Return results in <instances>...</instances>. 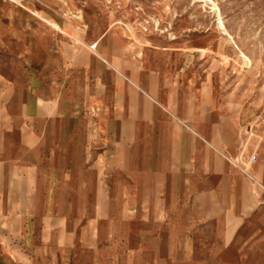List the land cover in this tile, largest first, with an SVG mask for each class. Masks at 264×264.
<instances>
[{"label":"crops","instance_id":"obj_1","mask_svg":"<svg viewBox=\"0 0 264 264\" xmlns=\"http://www.w3.org/2000/svg\"><path fill=\"white\" fill-rule=\"evenodd\" d=\"M33 18L0 25V264L264 262L256 118L156 48Z\"/></svg>","mask_w":264,"mask_h":264},{"label":"rangeland","instance_id":"obj_2","mask_svg":"<svg viewBox=\"0 0 264 264\" xmlns=\"http://www.w3.org/2000/svg\"><path fill=\"white\" fill-rule=\"evenodd\" d=\"M34 16L62 18L63 40L79 49L87 37L104 32L109 39L98 51L102 45L115 55L120 49L135 53L140 46L158 49L176 69L206 78L237 100L246 120L256 118L250 125L264 141V0H0L4 30L10 24L22 30V20ZM1 59H6L2 51ZM253 156L264 163L259 152L250 161ZM188 259V264H264L257 258Z\"/></svg>","mask_w":264,"mask_h":264},{"label":"built area","instance_id":"obj_3","mask_svg":"<svg viewBox=\"0 0 264 264\" xmlns=\"http://www.w3.org/2000/svg\"><path fill=\"white\" fill-rule=\"evenodd\" d=\"M257 160V156H253L252 161L255 162Z\"/></svg>","mask_w":264,"mask_h":264},{"label":"bare ground","instance_id":"obj_4","mask_svg":"<svg viewBox=\"0 0 264 264\" xmlns=\"http://www.w3.org/2000/svg\"><path fill=\"white\" fill-rule=\"evenodd\" d=\"M221 24H222L221 26H223V22H221Z\"/></svg>","mask_w":264,"mask_h":264}]
</instances>
